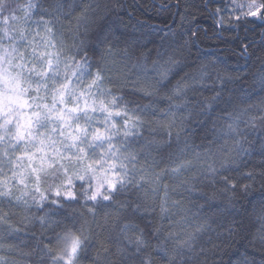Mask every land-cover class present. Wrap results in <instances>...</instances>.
Listing matches in <instances>:
<instances>
[{"label":"clouds","instance_id":"clouds-1","mask_svg":"<svg viewBox=\"0 0 264 264\" xmlns=\"http://www.w3.org/2000/svg\"><path fill=\"white\" fill-rule=\"evenodd\" d=\"M0 264H264V0H0Z\"/></svg>","mask_w":264,"mask_h":264}]
</instances>
